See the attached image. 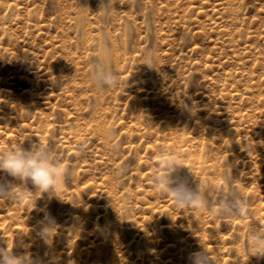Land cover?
<instances>
[{
    "label": "rangeland",
    "instance_id": "rangeland-1",
    "mask_svg": "<svg viewBox=\"0 0 264 264\" xmlns=\"http://www.w3.org/2000/svg\"><path fill=\"white\" fill-rule=\"evenodd\" d=\"M102 49L119 87L93 81ZM30 145L67 174L52 194L0 172L20 194L0 199V246L37 264H190L204 249L264 264L248 245L264 228V0H0V152ZM174 157L249 211L176 207L154 180Z\"/></svg>",
    "mask_w": 264,
    "mask_h": 264
},
{
    "label": "clouds",
    "instance_id": "clouds-1",
    "mask_svg": "<svg viewBox=\"0 0 264 264\" xmlns=\"http://www.w3.org/2000/svg\"><path fill=\"white\" fill-rule=\"evenodd\" d=\"M111 3L102 8H108ZM110 53L104 50L92 69V78L95 85L101 89H113L121 85L119 74L107 63ZM146 65L153 61V54L146 56ZM164 177H154L156 186L161 188L165 195H171L175 206L180 209L207 208L215 214L214 204L219 203L222 216L243 217L249 211V202L240 197L233 189L231 192L220 194L218 201L211 199V190L201 181H196L190 175H181L180 169L184 166L179 158L168 160ZM0 172L21 181L30 182L37 192L55 194L62 186L67 174L62 161L54 154V150L44 146L13 148L0 152ZM193 184L195 186L193 187ZM0 199L8 202H17L20 194L16 185L0 179ZM55 223L48 220L42 224L38 235L44 240H50L54 235ZM250 249L264 252V228L258 227L248 237ZM0 264H37V261L28 252L17 254L7 247L0 246ZM190 264H217L212 253L206 249L193 253Z\"/></svg>",
    "mask_w": 264,
    "mask_h": 264
},
{
    "label": "bare ground",
    "instance_id": "bare-ground-1",
    "mask_svg": "<svg viewBox=\"0 0 264 264\" xmlns=\"http://www.w3.org/2000/svg\"><path fill=\"white\" fill-rule=\"evenodd\" d=\"M101 52H100V58L102 57V53H103V49L102 50H100ZM97 56H99L98 54H97ZM99 58V57H98ZM107 63H108V65H109V63H110V55L108 56V58H107ZM101 128V127H100ZM104 133V132H103Z\"/></svg>",
    "mask_w": 264,
    "mask_h": 264
}]
</instances>
